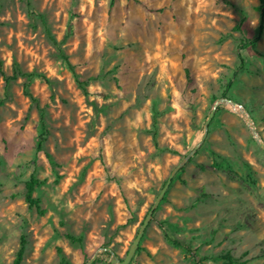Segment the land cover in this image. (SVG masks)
Returning a JSON list of instances; mask_svg holds the SVG:
<instances>
[{
	"label": "rangeland",
	"instance_id": "rangeland-1",
	"mask_svg": "<svg viewBox=\"0 0 264 264\" xmlns=\"http://www.w3.org/2000/svg\"><path fill=\"white\" fill-rule=\"evenodd\" d=\"M29 1L33 16L25 0H0V264L12 263L21 237V264L123 260L201 140L128 264H194L163 230L203 264H224L225 254L264 264V149L238 107L217 103L241 105L264 143V59L244 51L232 76L239 41L256 36L259 0ZM256 50L264 54V29ZM14 66L45 80L5 85ZM30 176L42 213L24 200Z\"/></svg>",
	"mask_w": 264,
	"mask_h": 264
},
{
	"label": "trees",
	"instance_id": "trees-1",
	"mask_svg": "<svg viewBox=\"0 0 264 264\" xmlns=\"http://www.w3.org/2000/svg\"><path fill=\"white\" fill-rule=\"evenodd\" d=\"M222 3L229 5L230 3H228L226 0H220ZM26 3V7L28 8V14L33 16V11H31V9H29L30 7V1L29 0H25ZM257 11L259 14V24H258V28H257V33L256 36L252 39H241L237 45V59L239 61V64L236 68V70L232 73V76L235 78L238 71L243 70V68L245 67L246 64V58L244 57V51L246 50H251L253 51L255 54H257L260 58L264 59V54L258 52L256 50V44L260 38V35L262 33V30L264 29V0H259V6L257 7ZM243 22V18L240 19L239 23L234 27L235 30H239L240 29V25ZM50 40L54 43V45H56L58 47L59 50V54L62 58V60L65 62L66 67L68 68V70L70 71L74 81L76 82L77 86L85 93V85L86 82L85 81H81L79 80L78 75L75 73L74 70V66L68 61V59L63 55L61 49L59 48V45L55 43V41L50 37ZM3 76V80L5 85H7L9 83V81H14L16 80L18 77H26V78H33V77H37L40 78L42 80H45L43 77L41 76H35V75H25L21 72L18 71V69L16 68V66H14V72L11 76L6 77L2 74ZM231 80L228 81V83L226 84L224 90L221 93V97L225 98L226 94L228 92V90L231 87ZM25 95L29 96V94L25 91L24 92ZM30 97V96H29ZM32 102H36V100L32 97H30ZM153 124H155V122H153ZM40 125H41V133L38 137V141H37V146H36V151L39 152L41 151V145L44 141V135H45V129H44V121H43V117H40ZM152 136H153V145L155 148H157L158 144H157V140L155 139L156 137V132L153 131L152 132ZM49 159V157H48ZM182 169H180L181 171ZM174 181V178L171 180V183ZM170 183V184H171ZM41 183L35 179L33 176H30L29 179L25 182V195H24V200L25 203L28 205L29 208L34 207L39 213H42V211H40L39 209V201L37 199L33 198V192L36 186L40 185ZM170 186V185H169ZM163 234L165 236V238L173 245V246H182L186 249V251L188 253H191L193 256V262L194 264H203L200 260H198L196 258V255L192 252V250L184 244H181L179 241H177L176 239H174L167 230H163ZM66 238L71 242V243H76L79 244L80 246H82V242L80 238H76L73 237L71 235H66ZM24 247H25V240L23 237L20 238L19 241V246H18V250L16 251L15 257L12 260L11 264H21L22 259H23V254H24ZM223 259L226 261L224 264H233L234 263V259L229 255V254H225L223 256ZM61 261L63 263H65V260L62 258Z\"/></svg>",
	"mask_w": 264,
	"mask_h": 264
},
{
	"label": "water",
	"instance_id": "water-1",
	"mask_svg": "<svg viewBox=\"0 0 264 264\" xmlns=\"http://www.w3.org/2000/svg\"><path fill=\"white\" fill-rule=\"evenodd\" d=\"M217 103H222L223 105L230 104L233 107H238L240 109V111H242L243 113H246L245 109L241 105L236 104L234 101H230L228 99H220ZM216 106H217V104L213 106V108L211 109L210 113L207 116V119L204 122V129H205V131L207 129V126H208L209 122L213 118V115H214ZM245 121H246L247 126L250 129L251 134L253 135V138H254L255 142L260 147H262L264 149V143H262L261 140H260V138L258 137V135L256 133V130H255V127H254V125H253V123H252V121H251V119H250V117L248 115H247V120H245ZM256 137H258L259 140ZM201 143H202V140L170 172V174H169L166 182L164 183L162 189L160 190L158 196L156 197V199H155L152 207L149 209V211L146 214V217L144 218L143 222L141 223V225L139 227V230H138V232H137V234H136V236H135V238H134V240H133V242H132V244H131V246H130V248H129L126 256H125V258L123 260H120V259L112 256V259L111 258L108 259V261L110 262V264H128L129 263V261L131 260L134 252L138 248V245H139L140 239H141V237H142V235L144 233V230L146 229L148 223L151 221V219L153 217V211H154V209L159 204V202L162 200V197L164 196L166 190L168 189V187H169V185L171 183V180L173 179L174 175L178 172V170L181 169L190 160V158L194 155L195 151L198 149V147H199V145ZM105 251H108V249L106 248ZM95 258H96V255H93L88 260V262L86 264H92L94 262Z\"/></svg>",
	"mask_w": 264,
	"mask_h": 264
},
{
	"label": "bare ground",
	"instance_id": "bare-ground-1",
	"mask_svg": "<svg viewBox=\"0 0 264 264\" xmlns=\"http://www.w3.org/2000/svg\"><path fill=\"white\" fill-rule=\"evenodd\" d=\"M236 109V111H238L239 113H240V115L245 119V120H247V114L246 113H243L242 111H240V109L239 108H235ZM257 139H258V137H256ZM259 140V139H258Z\"/></svg>",
	"mask_w": 264,
	"mask_h": 264
}]
</instances>
